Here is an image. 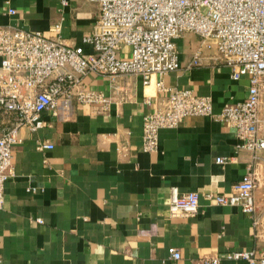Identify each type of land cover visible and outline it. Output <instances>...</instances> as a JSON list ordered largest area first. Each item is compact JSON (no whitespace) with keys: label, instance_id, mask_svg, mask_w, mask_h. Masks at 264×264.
<instances>
[{"label":"crops","instance_id":"obj_1","mask_svg":"<svg viewBox=\"0 0 264 264\" xmlns=\"http://www.w3.org/2000/svg\"><path fill=\"white\" fill-rule=\"evenodd\" d=\"M97 14V3L87 0H0V25L38 30L69 45L80 44ZM175 44L179 64L162 75L163 86L209 96L213 114L245 96L247 78L233 79L211 42L184 32ZM81 80L107 103H74L65 117L43 110L41 126L17 130L2 189L0 264H196L201 256L247 264L225 254L264 253V234L252 223L264 220V148L241 146L223 119L187 114L159 128L156 148L143 151L142 115L166 91L143 84L138 74L87 72ZM263 91L264 75L257 128L264 137ZM246 170L256 179L251 214L205 196L229 192ZM172 187L177 194L197 192L193 214L168 213ZM168 246L178 249L177 260L168 258Z\"/></svg>","mask_w":264,"mask_h":264},{"label":"built area","instance_id":"obj_2","mask_svg":"<svg viewBox=\"0 0 264 264\" xmlns=\"http://www.w3.org/2000/svg\"><path fill=\"white\" fill-rule=\"evenodd\" d=\"M87 1L97 3L98 14L94 27L81 36L77 45L65 44L38 30L0 25V206L3 182L11 172V147L20 126H41L43 110L65 117L74 103H107L105 96L82 82L87 72L138 74L143 84L152 83L157 90L166 91L158 98V107L142 115L143 151L156 148L159 128L172 127L187 114L223 119L233 127L241 146L264 148V137L257 132L259 82L264 75V0ZM7 11L14 10L8 7ZM184 32L211 42L217 57L230 66L233 79L247 78L243 98L225 102L213 114L209 96L163 86L162 75L178 67L175 38ZM196 58L194 54L192 63ZM39 146L49 148L51 144L41 142ZM222 160L215 158L217 162ZM255 180L253 172L246 170L229 192H209L205 196L251 214L255 209ZM197 206L195 190L177 194L171 188L167 205L170 215H190ZM35 220L42 221L40 217ZM252 223L264 234V220L254 218ZM167 253L172 261L180 256L173 246L167 247ZM225 257L264 264V253L253 249L232 250ZM195 262L219 263L217 256H201Z\"/></svg>","mask_w":264,"mask_h":264},{"label":"rangeland","instance_id":"obj_3","mask_svg":"<svg viewBox=\"0 0 264 264\" xmlns=\"http://www.w3.org/2000/svg\"><path fill=\"white\" fill-rule=\"evenodd\" d=\"M263 93H264V91H263Z\"/></svg>","mask_w":264,"mask_h":264}]
</instances>
